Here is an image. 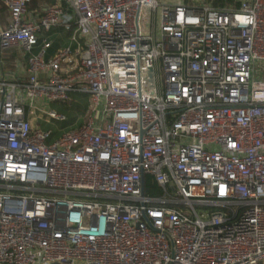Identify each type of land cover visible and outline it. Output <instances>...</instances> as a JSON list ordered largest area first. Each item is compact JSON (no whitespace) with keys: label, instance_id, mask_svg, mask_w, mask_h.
<instances>
[{"label":"built area","instance_id":"2783aa9c","mask_svg":"<svg viewBox=\"0 0 264 264\" xmlns=\"http://www.w3.org/2000/svg\"><path fill=\"white\" fill-rule=\"evenodd\" d=\"M1 1L0 264H264V0Z\"/></svg>","mask_w":264,"mask_h":264},{"label":"rangeland","instance_id":"374dc122","mask_svg":"<svg viewBox=\"0 0 264 264\" xmlns=\"http://www.w3.org/2000/svg\"><path fill=\"white\" fill-rule=\"evenodd\" d=\"M206 1H210V0H159V3L160 6H162L177 2L194 4L197 2H206ZM1 3L2 1L0 0V4ZM159 24H160V16L158 15L157 25ZM48 38L54 43V48L53 50L50 51V54H53L55 52L56 45L61 46L62 43H65L66 45L69 44V36L66 35L65 32H63L62 30H57L55 32H52L50 35H48ZM14 55L17 56V54L15 53ZM255 71L257 72L255 79L259 81H263L264 72L262 66H257L255 68ZM89 105H90L89 95L78 92L70 93L69 98L66 102H47V106L49 110L54 111L59 115L65 116L66 117L65 120L63 121L56 119L47 120L46 115H42L41 120L36 119L34 123L38 124V126L41 129L52 132L51 139H49L48 142L49 144H52L53 142L58 140L62 135L73 129L80 127L83 123H85L84 122L85 120H88ZM146 195L151 196L152 194L147 193ZM196 210L199 215L204 214V218H206L207 212H204L203 209H200L198 207L196 208Z\"/></svg>","mask_w":264,"mask_h":264},{"label":"trees","instance_id":"16d2710c","mask_svg":"<svg viewBox=\"0 0 264 264\" xmlns=\"http://www.w3.org/2000/svg\"><path fill=\"white\" fill-rule=\"evenodd\" d=\"M213 1L212 5L216 8H225V7H234L238 8L240 6L239 0H210ZM6 9L4 6L0 4V19L4 18L6 15ZM60 47V45H56V50ZM14 62V59L7 62L6 68H9L10 65ZM87 111V108H86ZM87 115V114H86ZM87 119V118H86ZM85 120L84 122H86ZM84 124V123H83ZM154 184V185H153ZM146 194L150 193L152 195H161V188L153 182V180L149 177L146 178Z\"/></svg>","mask_w":264,"mask_h":264},{"label":"crops","instance_id":"0c3cea01","mask_svg":"<svg viewBox=\"0 0 264 264\" xmlns=\"http://www.w3.org/2000/svg\"><path fill=\"white\" fill-rule=\"evenodd\" d=\"M63 46H66V44L65 43H62V45L60 47H63ZM13 58H14V54H9L8 56H6L5 60H6V62H8V61L10 62V60H12ZM22 62L24 64V61H22ZM10 67H11V65H10ZM11 68H13V67H11ZM8 69H10V68H8Z\"/></svg>","mask_w":264,"mask_h":264},{"label":"water","instance_id":"95a60500","mask_svg":"<svg viewBox=\"0 0 264 264\" xmlns=\"http://www.w3.org/2000/svg\"><path fill=\"white\" fill-rule=\"evenodd\" d=\"M145 189V181L143 180V190Z\"/></svg>","mask_w":264,"mask_h":264}]
</instances>
